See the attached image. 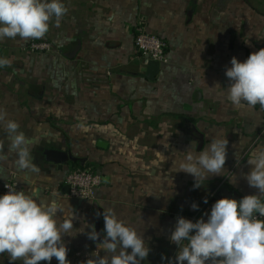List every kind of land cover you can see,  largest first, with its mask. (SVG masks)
Instances as JSON below:
<instances>
[{
    "label": "crops",
    "instance_id": "crops-1",
    "mask_svg": "<svg viewBox=\"0 0 264 264\" xmlns=\"http://www.w3.org/2000/svg\"><path fill=\"white\" fill-rule=\"evenodd\" d=\"M61 2L67 14L58 25L53 18L42 38L51 50H30L31 39L0 40V58L11 61L0 67V109L33 138L31 156L39 169L16 167L0 125L7 154L0 161V195L3 183L15 178L22 191L35 190L38 200L54 198L66 214L74 213L75 235L63 237L70 264L105 255L99 244L104 220L100 239L88 238L93 226L97 231L100 208L113 209L142 233L150 252L141 264H168L177 253L170 235L178 217L196 222L194 213L210 196L220 199L225 185L258 194L244 175L252 167L249 152L264 145V109L232 105L225 70L233 56L243 62L264 48V0ZM139 29L167 42L166 61L152 76L151 60L135 46ZM215 137L229 141L225 171L194 188L195 178L177 171L179 160L192 143L200 151ZM56 150L81 159L61 163ZM82 165L103 174L92 199L64 190L67 174ZM0 264H10L6 253Z\"/></svg>",
    "mask_w": 264,
    "mask_h": 264
},
{
    "label": "clouds",
    "instance_id": "clouds-1",
    "mask_svg": "<svg viewBox=\"0 0 264 264\" xmlns=\"http://www.w3.org/2000/svg\"><path fill=\"white\" fill-rule=\"evenodd\" d=\"M68 10L61 0H0V40L42 39L49 32L53 18L58 25ZM230 63L231 67L225 70L230 82L226 87L227 99L237 107L259 104L264 109V48L251 52L243 62L233 56ZM10 64L9 59L0 58V67ZM0 125L10 141L8 151L17 156L16 167L38 172L31 156L33 138L20 130L18 122L7 119L2 109ZM228 143L227 138L215 137L200 151L192 143L179 160L177 171L192 175L193 187H201L198 181L224 173ZM6 159L4 143L0 141V161ZM247 163L252 167L244 178L258 194L245 195L239 201L228 197L216 200L207 221L201 218L193 222L178 217L170 235L177 253L168 264H264V219H261L264 217V145L249 152ZM5 186L8 191L0 195V255L6 253L10 264L17 261L51 264L53 258L58 264H70L63 237L75 235L74 213L66 214L54 198L38 200L35 190L26 193ZM191 207L197 209L198 205L193 203ZM58 213H64L63 219L58 218ZM102 215L103 240L99 244L105 255L97 254L86 264H141L146 260L150 248L142 233L121 220L111 208L104 209ZM100 235L94 226L88 232V238L93 241L99 240Z\"/></svg>",
    "mask_w": 264,
    "mask_h": 264
},
{
    "label": "built area",
    "instance_id": "built-area-1",
    "mask_svg": "<svg viewBox=\"0 0 264 264\" xmlns=\"http://www.w3.org/2000/svg\"><path fill=\"white\" fill-rule=\"evenodd\" d=\"M135 46L139 53L144 58L151 61L162 63L166 61L167 42L157 34L147 32L144 29H139L135 35ZM27 48L35 52L49 51L52 49V43L45 39H31L27 43ZM103 182V174L98 168L91 166H77L73 168L66 176V183L70 185V195L79 199H92L95 197L98 187ZM16 190H21L18 180L9 178L1 187V192L4 194L8 191L5 185ZM216 202V198L210 196L207 198V203H203L200 208L192 216L193 220L203 218L207 221L212 205ZM261 219H264L262 217Z\"/></svg>",
    "mask_w": 264,
    "mask_h": 264
},
{
    "label": "water",
    "instance_id": "water-1",
    "mask_svg": "<svg viewBox=\"0 0 264 264\" xmlns=\"http://www.w3.org/2000/svg\"><path fill=\"white\" fill-rule=\"evenodd\" d=\"M150 67H149V76H152L153 74H156L159 70V63L155 62V61H151L150 62ZM55 154L57 155V158H55V160L60 161L61 163H63L64 161L68 160V159H72L73 161L76 160H80L81 158L78 156H75L74 154H72L71 152H66V151H61V150H56ZM64 190H66L67 193H70V185L68 183L65 184L64 186ZM245 195L242 194L241 192H239L237 189L235 188H230L228 186H222L220 188L219 191V198H224V197H228V198H233L236 200H240L244 197ZM103 208L99 209V214L97 216V221H96V227H97V231L98 233H100L101 230V223L103 221ZM44 263V262H41Z\"/></svg>",
    "mask_w": 264,
    "mask_h": 264
},
{
    "label": "trees",
    "instance_id": "trees-1",
    "mask_svg": "<svg viewBox=\"0 0 264 264\" xmlns=\"http://www.w3.org/2000/svg\"><path fill=\"white\" fill-rule=\"evenodd\" d=\"M83 166V165H82Z\"/></svg>",
    "mask_w": 264,
    "mask_h": 264
}]
</instances>
